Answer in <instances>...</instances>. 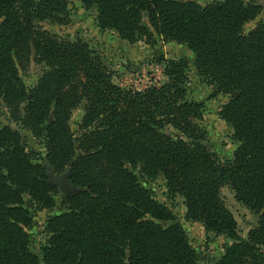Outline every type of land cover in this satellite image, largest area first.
Masks as SVG:
<instances>
[{
	"label": "trees",
	"instance_id": "obj_1",
	"mask_svg": "<svg viewBox=\"0 0 264 264\" xmlns=\"http://www.w3.org/2000/svg\"><path fill=\"white\" fill-rule=\"evenodd\" d=\"M81 2L100 29L123 41L186 45L215 95L230 97L220 117L237 148L223 163L203 144L204 105L189 100L186 59L159 58L161 86L122 88L86 42L43 26L70 23L68 0H0V100L15 126L0 123V264H202L172 211L140 182L160 175L184 198L188 221L230 241L214 264H264V21L244 30L263 7L254 0ZM33 64L42 72L31 86ZM29 134L44 153L31 148ZM50 172L69 173L77 193L60 194L57 203ZM226 186L259 216L246 238L222 197ZM57 207L39 257L28 232L32 209Z\"/></svg>",
	"mask_w": 264,
	"mask_h": 264
},
{
	"label": "rangeland",
	"instance_id": "obj_2",
	"mask_svg": "<svg viewBox=\"0 0 264 264\" xmlns=\"http://www.w3.org/2000/svg\"><path fill=\"white\" fill-rule=\"evenodd\" d=\"M200 5L206 6L222 0H193ZM250 3L251 0H244ZM263 7L260 16L245 26V33H249L260 21H264V0H254ZM70 23L66 26L44 23L45 29L59 34L60 36L76 40L79 38L86 42L103 60V63L112 73V81L115 85L126 89L143 91L151 86H161L166 83L164 67L158 63L161 56L169 60L186 59L189 65L188 90L189 100L204 105L203 120L201 126L206 131L204 145L221 162L225 163L232 159L237 144L233 141V129L220 117L222 107L230 97L215 95V88L207 84L198 74L195 66L196 57L184 44L171 41L158 40L155 44L140 40L129 43L120 39L113 31L102 30L96 23V13L86 9L81 0H68ZM42 67L36 64L31 69L25 80L28 85H34L41 75ZM84 115L83 109L74 112L71 119V128L74 133L79 130V124ZM0 123L4 126L15 127L10 115L0 100ZM168 135H178L172 128H167ZM29 145L38 152L44 153V148L38 145V141L31 134ZM141 184L153 192L156 199L166 206L174 214L175 223L186 231L192 246L201 257L202 264H214L224 254L225 245L230 241L223 236L208 234L201 223H192L187 220V208L184 198L171 192L167 181L163 176L148 179L140 176ZM60 192V191H59ZM60 194L57 203L60 202ZM222 197L227 208L234 215L241 237L246 238L258 223L259 216L246 207L240 205L233 191L226 186L222 189ZM60 213V208L53 210L32 209L33 222L28 228L30 234L31 251L41 257V248L47 241L45 233L47 220ZM163 226L170 223L161 222Z\"/></svg>",
	"mask_w": 264,
	"mask_h": 264
},
{
	"label": "water",
	"instance_id": "obj_3",
	"mask_svg": "<svg viewBox=\"0 0 264 264\" xmlns=\"http://www.w3.org/2000/svg\"><path fill=\"white\" fill-rule=\"evenodd\" d=\"M222 0L220 2H223ZM236 96V95H234ZM50 183L59 189L61 194H63L66 198L72 197L75 193H77L78 189L73 187L69 180V173L64 174L60 177H55L51 172L49 173Z\"/></svg>",
	"mask_w": 264,
	"mask_h": 264
}]
</instances>
